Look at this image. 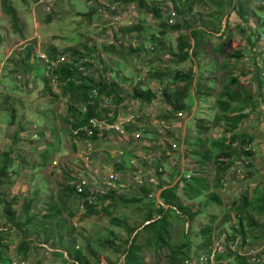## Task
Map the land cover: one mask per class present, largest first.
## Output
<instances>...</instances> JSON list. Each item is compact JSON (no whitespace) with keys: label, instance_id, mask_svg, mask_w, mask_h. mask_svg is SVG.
<instances>
[{"label":"rangeland","instance_id":"rangeland-1","mask_svg":"<svg viewBox=\"0 0 264 264\" xmlns=\"http://www.w3.org/2000/svg\"><path fill=\"white\" fill-rule=\"evenodd\" d=\"M10 1L17 12L16 25L0 0V166L3 168L6 154L9 155L6 171L0 172V229L7 223V201H13L12 210L22 224L23 203L35 195L37 205L31 213L43 212V204H58L57 216L62 220L59 233L63 238L52 245L43 243L39 228L26 224L28 236L36 238L39 248H31L23 258L15 248L20 240L19 231L5 228L0 247L5 262L1 264H73L72 259H65L66 247L80 254L91 249L102 263L123 264L121 254L106 248L102 241L113 238L114 247L122 251L130 227H138L132 235L138 230L134 243L140 246L139 264H171L172 250L180 251L179 244L184 243L187 245L182 248V264H235L232 255H228L234 253L245 257L250 264H264L261 237L264 213L249 210L256 223L251 228L245 222L240 226L238 215L231 208L244 194L248 199L264 195V100L260 96L261 91L264 93V0H243L250 15L238 18L231 13L228 19L223 50H240V58L227 62L219 51L211 52L210 47L217 44L213 37H208V43H200L194 63L196 94L189 93L184 98L193 111L172 114L167 112L170 105L163 100L158 76L156 80L152 71L156 69L170 88L178 87L187 95L188 86L179 80L171 84V80L177 79L175 71L184 73L192 64L189 60H179L177 32L168 29L161 34L160 20L152 10V6L165 7V21L171 0H143V5L137 0ZM106 4L113 9L105 7ZM90 7L93 11L86 14ZM97 7L105 8L97 12ZM210 11L205 1H195L188 19L195 25L208 22ZM114 15L118 20H113ZM248 35L250 41L255 39L253 46ZM70 48L87 55L90 67L84 70L85 74L119 80L124 88L117 103L122 121L116 124L122 130H106L102 125L106 134L93 141L78 137L69 127L68 97L61 92L62 85L50 74L49 67L54 66L56 57H60L58 63L72 61ZM224 63L228 68L219 66ZM230 72L240 76L246 92L258 101L256 107L245 109L246 116L238 127L251 138L253 155L249 164L238 154L226 172L208 173L211 190L220 197L221 204L211 202L207 194L187 200L178 189L180 205L196 215L191 218L186 210L185 215L178 216L170 209L166 229L158 226L155 230L141 229L149 211L156 215V204L162 203L157 195L167 183L176 181L178 170L186 177L199 170V155L191 150L199 136L197 124L200 118L211 121L214 99ZM208 87L210 96L201 95L200 91ZM134 88H151L157 97L145 102L132 96ZM115 99L114 95L110 96L102 107L111 109ZM77 106L82 112L86 109ZM222 129L221 125H210L208 134L216 137ZM216 177L223 179L222 185L214 184ZM82 179L90 191L114 190L115 199L96 202L98 213L89 214L80 199L62 194L66 184L74 185L75 189ZM141 187H147L148 193ZM59 197L66 201L65 208ZM132 197L141 200L133 201ZM204 225H210L212 230V242L206 248L201 247L204 237L200 229ZM239 227L246 229L245 238ZM52 230L55 233L54 227ZM166 235H169L167 240ZM166 241L168 248L164 246ZM57 250L62 255L55 254ZM217 254L221 255L219 259H215ZM253 256L259 261L252 262ZM174 257L179 258L178 253Z\"/></svg>","mask_w":264,"mask_h":264},{"label":"trees","instance_id":"trees-1","mask_svg":"<svg viewBox=\"0 0 264 264\" xmlns=\"http://www.w3.org/2000/svg\"><path fill=\"white\" fill-rule=\"evenodd\" d=\"M141 5H143V0H137ZM195 1L201 0H171L170 9L175 10L174 23L168 24L167 22V12L165 15V21L163 20L165 7L161 5L152 6L153 13L160 20V25L162 29L160 30L161 34L166 33L168 29L176 31V47L178 51V58L180 61L189 60L192 66L182 73L175 71V78L172 79L171 84H175L177 80L183 82L185 86H188L187 95L184 94L183 90L178 87L170 88L166 83L165 77L157 75L156 69L152 71V74L157 80L158 76V86L160 88V94L163 97V100L170 105L168 113L172 112H181L186 111L187 113L192 112V105L185 102L184 98L187 97L191 92V86L193 84V79L195 77L193 92L196 94L197 87V74L196 67H194L195 56L197 53V47L201 44L208 43V37H213L217 40V44L210 47L211 52H220L223 54L227 62H231L233 59H238L242 56L240 50L233 51H224V39L225 32L228 28V19L231 13L236 14L238 18H247L250 15L248 7L243 0H203L210 8L209 23L204 21L200 24H193L191 20L188 19L192 11V6ZM2 8L10 15L11 22L17 24V12L16 9L12 6L10 0H1ZM86 14H90L93 10V7ZM92 10V11H91ZM226 15L225 27L221 31V22L223 16ZM254 35V34H252ZM256 37L257 34H256ZM193 40V45L191 41ZM255 40V39H254ZM250 41L248 35V42L255 44V41ZM70 56H72V61H65L64 63H56L53 67H49L50 74L55 75V79L59 81L62 85L61 92L63 95L68 97L67 112L70 115L67 122L71 130L77 129L80 126L86 124L91 118H108L114 119L115 114L118 113L117 103L121 100L120 94L123 93L124 88L119 84V80L107 79L105 75H97L93 77L91 75L85 74V68L90 67V62L83 61V69H79V65H76V61L79 58L86 57L87 55L78 53L74 48L69 49ZM218 52V53H219ZM58 57H56L57 59ZM53 61V60H52ZM56 61V60H55ZM221 68H228L227 63L220 64ZM261 85V79L258 81V86ZM93 89H95L93 91ZM210 87L207 90H201L200 94L203 96H210ZM244 81L241 80L239 75H234L231 72L225 76L223 80L220 91L216 94V97L213 102L214 113L212 115L211 121H205V119L200 118L198 121V130L199 136L196 137L192 143V152L194 155H199V170H194L192 173L186 177L185 174L181 173L180 170L176 173L174 183H167L168 186L163 187V184L160 187L163 189L160 191L159 197L162 200V203L156 204L155 211L156 215L153 216L149 211L146 214V223L141 225V229H150L155 230L158 227L167 228V218L169 215V210L178 214V216L185 215L186 209L183 205H180L179 197L176 192L178 189H181V194L187 200H193L201 197L203 194H207L208 199L211 202L221 204L220 197L211 190L212 181L209 178L208 173L212 171L214 174L224 173L229 169L234 163V157L239 154L242 156V160L249 164L250 159L253 155L252 148L249 145L251 140L250 136L245 133V131L240 130L238 127L242 123L243 119L246 116L245 109L256 107L258 104L257 98L254 95L246 92ZM132 96L139 98L145 102L154 101L156 94L151 88L141 89L134 88L132 91ZM114 95L115 105L111 109L102 107V98L103 96L110 97ZM264 100V93L260 92ZM77 105H83L86 107L85 111H81V108ZM221 125L223 127L222 132L214 137L208 134L209 126ZM132 128V126H131ZM78 137L89 138L93 141L101 139L97 132L94 131L92 135L86 136L85 133L81 130L77 131ZM185 142V140L183 141ZM249 146V149L245 147ZM196 147V148H195ZM200 147L201 149L199 150ZM6 164L0 166V172H5L6 167L9 164V155L6 154ZM179 176V177H178ZM178 177V178H177ZM174 179V180H175ZM223 179L216 177L214 179V184L222 185ZM142 191L147 194L148 188L141 187ZM63 193L65 195H72L73 199H80L82 206L86 209L89 214H97L98 210L96 209V202L104 203L108 199H115L114 190H105L104 192L90 191L86 187L83 188V191L77 193L74 189V185L66 184L63 187ZM133 201H140V197H132ZM59 203L65 206V200L63 197H59ZM13 201H7L5 212L7 223L6 229H16L19 231L20 240L16 245V252L19 255L26 258L28 256L31 248H39V245L36 241V238L33 239L28 234H30L29 228L26 224H32V226L38 227V233H43L42 242L49 243L50 245L54 244L53 242H60L63 236L59 233L62 220L57 216L60 212L58 204L56 202L48 203L45 206L43 212L31 213V211L36 207V196L28 198L24 201L22 207V213L25 218L23 223H19L15 217L14 211L12 210ZM166 205V206H165ZM235 209V213L238 215V223L240 226L243 223H247L251 228L256 226V223L252 219V215L249 210L264 213V195L256 196L254 199L247 197L246 194L240 196L238 201L232 203V207ZM105 209V207H103ZM106 210V209H105ZM189 211V210H188ZM190 217L193 218L196 213L190 212ZM71 214V213H70ZM38 221V222H37ZM54 224V226H52ZM21 226V227H20ZM52 227H54L55 233H53ZM4 227L0 229V247L2 244L3 232L6 230ZM138 227L128 228V238L125 239V246L122 251L118 250L117 247H114V239H105L106 248L114 249L116 253H120L123 258V264H139L137 257V252L140 250V246L134 243L135 236L138 230L132 235L133 231ZM250 228V229H251ZM243 238L247 233L246 229L239 227ZM249 230V229H248ZM211 226L204 225L200 229V233L203 235L204 239L201 243V247H208L211 244ZM186 232L184 231V234ZM169 235L165 236V239ZM187 237V235H185ZM261 237L264 239V228L262 229ZM147 238L146 242H149ZM244 242V240H243ZM56 244V243H55ZM58 244V243H57ZM61 244V243H59ZM149 244V243H148ZM3 245V244H2ZM181 249L179 251L173 252V257L171 264H182V248H185L187 244H179ZM164 246L170 247L168 241L164 242ZM42 248V245H40ZM175 252L178 253L179 258L175 259ZM55 254H61V251H54ZM232 255V259L235 261V264H250L247 262L245 257L239 255L238 253L228 254ZM66 260L72 259L73 264H107V262L102 263L98 258L95 251L89 249L86 253L80 254L78 251H70L66 247ZM221 255L217 254L215 259H219ZM0 253V264L5 262V259ZM181 258V259H180ZM256 260L250 259L252 262H258L259 258L255 257ZM261 264V263H260Z\"/></svg>","mask_w":264,"mask_h":264},{"label":"built area","instance_id":"built-area-1","mask_svg":"<svg viewBox=\"0 0 264 264\" xmlns=\"http://www.w3.org/2000/svg\"><path fill=\"white\" fill-rule=\"evenodd\" d=\"M105 7H108L110 10L113 9V6H110L108 4H106ZM104 8L97 7V12H100ZM167 15H168V17H167L168 24L174 23L175 10L174 9H169L168 12H167ZM113 20H115V21L118 20V16L114 15ZM59 59H60V57H58L56 59V63H58ZM83 61L89 62L87 57H82V58L77 59L75 64L79 65V69H83V65H82ZM51 62H53V61L49 62V66L51 65ZM56 63L53 62L52 64H56ZM262 88L264 89V82L262 83ZM94 90L95 89H93V91ZM108 100H109V97L103 96L102 103H106ZM116 121L121 124L122 119L119 116V113L115 114L114 119H108V118H105V117L104 118H100V119L99 118H91V119L88 120V122L86 124L80 126L77 129H74V132L77 133L78 130H81V131H83L85 133L86 136H90V135L93 134L94 131H96L97 135L99 137H103L104 134H106V132L101 129L102 125L105 126L106 130H113V131H119L120 129L122 130V127L120 128V127L117 126ZM121 132H123V131H121ZM135 136H138V133H136ZM245 148L249 149L250 147L247 146ZM84 187H86L88 189L85 181L82 179L81 181H79L77 183L75 190H76L77 193H80V192L83 191ZM104 191L105 190H99L98 192H104ZM251 259L252 260H256L254 256L251 257Z\"/></svg>","mask_w":264,"mask_h":264},{"label":"water","instance_id":"water-1","mask_svg":"<svg viewBox=\"0 0 264 264\" xmlns=\"http://www.w3.org/2000/svg\"><path fill=\"white\" fill-rule=\"evenodd\" d=\"M225 19H226V15L223 16V19H222V22H221V31L223 30L224 28V24H225ZM191 45H193V40L191 41ZM194 81H195V77L193 79V84H192V88H191V92H192V95L194 96V92H193V85H194ZM182 172V171H181ZM179 177V176H178ZM177 177V178H178ZM168 186H171V185H168ZM159 194V193H158ZM157 200L159 201V196L157 195Z\"/></svg>","mask_w":264,"mask_h":264},{"label":"crops","instance_id":"crops-1","mask_svg":"<svg viewBox=\"0 0 264 264\" xmlns=\"http://www.w3.org/2000/svg\"><path fill=\"white\" fill-rule=\"evenodd\" d=\"M166 206V205H165Z\"/></svg>","mask_w":264,"mask_h":264}]
</instances>
